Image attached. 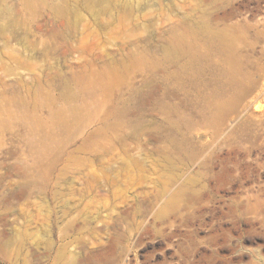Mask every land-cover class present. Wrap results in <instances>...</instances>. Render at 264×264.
Masks as SVG:
<instances>
[{"label":"rangeland","instance_id":"374dc122","mask_svg":"<svg viewBox=\"0 0 264 264\" xmlns=\"http://www.w3.org/2000/svg\"><path fill=\"white\" fill-rule=\"evenodd\" d=\"M264 0H0V264H264Z\"/></svg>","mask_w":264,"mask_h":264},{"label":"bare ground","instance_id":"6f19581e","mask_svg":"<svg viewBox=\"0 0 264 264\" xmlns=\"http://www.w3.org/2000/svg\"><path fill=\"white\" fill-rule=\"evenodd\" d=\"M259 108H260V110L264 109V107H263V106H259Z\"/></svg>","mask_w":264,"mask_h":264}]
</instances>
